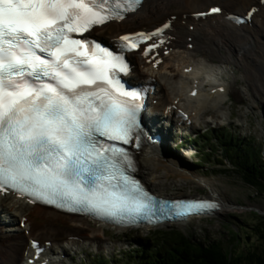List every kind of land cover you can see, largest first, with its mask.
Returning <instances> with one entry per match:
<instances>
[{"label": "snow or ice", "instance_id": "snow-or-ice-1", "mask_svg": "<svg viewBox=\"0 0 264 264\" xmlns=\"http://www.w3.org/2000/svg\"><path fill=\"white\" fill-rule=\"evenodd\" d=\"M141 3L0 0V192H19L31 196L32 202L117 223L150 221L156 215L155 202L125 174L124 165L132 166L128 154L123 148L104 147L97 139L129 143L140 127L139 109L127 99L112 100L102 86L112 83L110 69L123 72L127 65L121 55L107 49L101 50L106 58L79 59L84 53L72 46L85 41L68 35L123 19ZM162 31L136 35L151 39ZM121 39L131 42L129 36ZM100 93L109 95V100ZM217 206L192 200L178 202L168 211L173 217H186ZM33 246L38 248L35 242Z\"/></svg>", "mask_w": 264, "mask_h": 264}, {"label": "bare ground", "instance_id": "bare-ground-1", "mask_svg": "<svg viewBox=\"0 0 264 264\" xmlns=\"http://www.w3.org/2000/svg\"><path fill=\"white\" fill-rule=\"evenodd\" d=\"M159 1L145 0L140 9L127 19L110 21L97 27L96 32L106 43L116 46L121 43L118 37L125 30L142 29L150 35L163 28L161 33L151 36L144 44L147 48L152 44L158 45L157 47L151 48L147 55L142 49L130 52V56L134 62L132 78L155 83L147 108L150 123L146 125L149 132L155 136L160 134V138L164 139L154 140L161 146L143 141L141 146L136 147L137 169L153 188L165 192L162 189L163 180L156 174L154 165L149 160L150 156L159 165L173 167L178 171L181 163L164 149L167 147L165 141L173 134L174 125L168 124L163 128V117L167 116L170 120L173 118L174 122L176 120L186 125L194 122L190 112L197 115L212 105L225 102L233 92L243 97L245 87L237 84L234 63L228 56L217 61L214 55L222 54L225 38L231 39L243 26L248 27L260 21L256 31H264V1L239 0L242 5L254 7L251 20L242 21L240 25L235 24L231 18L237 11V8H233L234 0H198L195 4L196 0H177L181 3L178 8L159 7ZM212 8H219L220 11L213 13ZM194 10L205 12L199 15ZM166 24L168 27L164 28ZM162 35H166L165 41ZM239 53L244 60L243 51ZM258 53L264 61V47ZM231 75L234 76V81L230 79ZM188 103H193L196 109L191 111ZM220 114H228V110H223ZM200 179L212 189L205 197L217 200L222 210L234 207L223 197L211 179ZM32 201L33 198L15 191L0 192V264H49V259L53 260V256H63L64 251L59 254L61 248L102 240L98 234L87 232V229L106 231L104 226H95L91 217L67 213ZM25 204H31L33 211L41 216L51 217L53 220H68V227L61 228L54 221L38 225L33 220L32 212H23L21 205ZM211 212L214 211L203 214ZM191 218L188 215L185 220ZM34 239L39 241L38 248L45 247V252H37L38 248L33 246Z\"/></svg>", "mask_w": 264, "mask_h": 264}, {"label": "rangeland", "instance_id": "rangeland-1", "mask_svg": "<svg viewBox=\"0 0 264 264\" xmlns=\"http://www.w3.org/2000/svg\"><path fill=\"white\" fill-rule=\"evenodd\" d=\"M158 3L162 6L165 4L171 7L179 6V3L171 0H160ZM233 38L235 48L223 47V50L227 53L231 52L234 55H237L240 50L245 51V57L249 62H243L241 65L235 63V66L239 74L244 71L250 72L249 79H241L242 82L246 84L248 82L250 83V90L249 94L245 95V98H240L235 95L236 99L242 102L243 106L234 103L232 110L234 113L238 114V117H236L237 120L233 121L226 115V121H228L230 127L237 129L243 135H254L261 143L264 151V70L260 68L264 65V61L258 57L259 53L257 48L249 44V41L252 40V35L247 28H245L243 34L235 33ZM229 41L230 39L225 38L227 45ZM242 46L244 48H241ZM229 105L230 102L222 107H217L218 105L210 106V108L205 110L207 113L200 115L201 117L199 119H201V125L198 126L197 124L193 128H178L174 135L180 136L190 132L196 133V131H201V127L207 129L211 125H215L216 121L210 122L208 120V114L216 110H229ZM239 118L242 120L240 121ZM240 122L243 123L238 124ZM176 138L177 137H173L172 140L168 142V149L176 158L177 156H181V160L184 163H182L183 173L175 171L172 167L159 166L157 161L150 159L151 163L154 165L156 174H159L160 178L163 180L162 182L164 185L162 189L166 193L208 196L212 189L209 185L201 182L199 178L192 174L195 173L200 175L201 178L207 177L211 179L218 187L219 191H221L223 197L234 207L224 210L219 207L216 212L192 217L190 220H185L184 223L174 222L172 224L165 223L157 225V229L175 227L178 230L186 232L188 235H192L193 238L198 241H220L224 243L227 248H232L235 252L255 249L261 243V237L254 228L259 218L254 213L255 208L250 209L249 206L259 207L264 210V193H260L254 186L246 182L242 177L243 175L237 173L236 169H222L223 167H221L219 163L214 162H208L206 163L207 165L204 166H197V163L202 161H197L199 159L198 155L193 156V153H190V151L194 152V149L189 144H186L187 148L185 145L181 148H177ZM240 205L244 207H240ZM21 207L25 209V212L32 210L31 205H21ZM34 217L39 225L45 224L52 219L51 217H42L36 214H34ZM60 220L61 219H59L57 223H59ZM94 224L98 228L102 226L101 223H95V221ZM104 226L106 227V233L111 236L110 238L103 233L104 231H97L104 236L102 240H100V243L103 244L102 246H106L105 250L115 249V247L117 249L120 245L129 246L128 240H134L135 238L131 236L133 230L128 231L125 229L113 228L108 225ZM149 230V227L139 229V233L136 231L135 234L138 233L139 236H141L142 234L140 233H146ZM88 246L92 249V247L100 245L98 243L81 244V247L75 245L74 248L69 247L67 252H69V256L72 254L79 262H86V247ZM121 246L119 248H121ZM69 260L74 262L71 257H69ZM52 264L68 263L63 259V261H54Z\"/></svg>", "mask_w": 264, "mask_h": 264}, {"label": "trees", "instance_id": "trees-1", "mask_svg": "<svg viewBox=\"0 0 264 264\" xmlns=\"http://www.w3.org/2000/svg\"><path fill=\"white\" fill-rule=\"evenodd\" d=\"M216 137L221 144L228 146V139L219 134ZM228 149H231L230 145ZM235 150V167L230 169H236L246 182L264 193V156L244 145L233 148V152ZM254 213L259 218L254 228L261 237V243L253 250L235 252L220 241H198L192 235L177 230L175 241L178 245L173 250H159L154 254L152 251L146 250L145 254L138 250L139 260L136 264H264V213L257 210Z\"/></svg>", "mask_w": 264, "mask_h": 264}, {"label": "water", "instance_id": "water-1", "mask_svg": "<svg viewBox=\"0 0 264 264\" xmlns=\"http://www.w3.org/2000/svg\"><path fill=\"white\" fill-rule=\"evenodd\" d=\"M240 207H244L243 205H240ZM249 208L250 209H253V208H255V210H257V211H259V212H262V213H264V210L263 209H261V208H259V207H255V206H249ZM250 238V237H249Z\"/></svg>", "mask_w": 264, "mask_h": 264}]
</instances>
